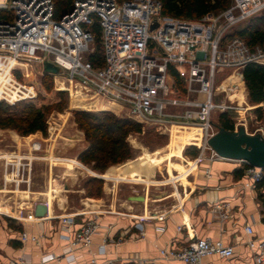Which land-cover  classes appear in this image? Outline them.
<instances>
[{"label":"built area","instance_id":"1","mask_svg":"<svg viewBox=\"0 0 264 264\" xmlns=\"http://www.w3.org/2000/svg\"><path fill=\"white\" fill-rule=\"evenodd\" d=\"M263 9L264 0H230L225 9L190 20L164 14L159 0H71L69 9L55 18L53 0H0V56L31 67H42L48 61L58 67L56 75L81 82L86 94L110 101L133 120L158 127H200L207 140L215 132L209 134L210 127H217L213 115L239 106L229 99L233 85H223L224 79L232 73L241 76L247 63H264L261 47L251 48L241 37L227 34ZM95 25L102 51L100 66L88 60L94 50ZM225 71L231 74L218 81ZM238 125L243 126L239 122L234 127ZM30 148L39 150L40 144ZM20 156L21 161L24 157ZM238 161L245 185L255 187L264 177V168ZM6 165L10 171L6 166L4 184L28 185V178L21 174L22 162ZM212 210L220 221L229 213L225 203H215ZM24 219L39 217L32 210ZM60 220L69 232L73 218ZM98 226L95 218H89L66 234L67 250L88 246ZM244 231L251 234V226L245 225ZM26 238L22 231L20 240ZM246 246L252 251L250 264H264V237L249 238ZM159 255L183 264H202L203 258L214 255L232 264L234 246L220 238L191 236L180 245L160 249ZM67 262L78 264L76 256L68 257ZM5 264L28 263L18 257ZM85 264L116 263L91 258Z\"/></svg>","mask_w":264,"mask_h":264},{"label":"crops","instance_id":"2","mask_svg":"<svg viewBox=\"0 0 264 264\" xmlns=\"http://www.w3.org/2000/svg\"><path fill=\"white\" fill-rule=\"evenodd\" d=\"M240 78L245 88L242 75ZM245 92L247 98L246 88ZM170 139L169 136L167 144L156 147L161 152L152 149L154 156L143 158L141 164L131 157L108 166L102 173L77 160V154L87 145L83 140L74 157L58 161L66 164L59 175H48L46 187L50 180L58 182L60 177L66 189L52 195L50 206L40 191L32 190L30 184H19L16 188L25 184L26 190L38 193L37 199L29 198L28 203L34 200L27 208V215L20 219L15 218L17 214L12 215L14 225L21 224V230L8 226L1 218L0 264L18 257L25 258L28 264H69L68 257L72 256H76L78 264H85L91 258L112 259L116 264H183L161 259L159 250L180 245L191 236L220 238L234 246L232 264H250L252 251L246 241L264 237V183L255 187L245 185L239 161L218 157L211 148V152L208 150L206 155L193 160L184 159L183 149L180 155H171ZM187 144H190L188 140ZM22 148L25 149L16 146L8 152L20 153ZM79 176L102 179L100 196H87L84 184L78 183ZM1 185L7 186L3 182ZM37 202L45 204L44 215L25 220ZM215 203L227 205L229 213L223 221L212 210ZM5 210L1 208L0 212L6 214ZM64 216L73 218L70 233L86 219L98 221L88 246L67 250L65 235L69 232L60 220ZM245 225L251 226V234L245 233ZM22 231L27 234L24 241L20 240ZM202 264H227V261L212 255L203 258Z\"/></svg>","mask_w":264,"mask_h":264},{"label":"rangeland","instance_id":"3","mask_svg":"<svg viewBox=\"0 0 264 264\" xmlns=\"http://www.w3.org/2000/svg\"><path fill=\"white\" fill-rule=\"evenodd\" d=\"M257 16L263 17L264 9L257 14ZM260 24L264 27V21L255 23L256 26ZM15 71L20 73V77L15 75ZM45 73L46 72H43L42 67L38 64H33L32 67L24 66L22 64L2 67L0 64V101L12 105L18 101L31 99L32 103L37 107L41 103L44 108L46 106L51 107L48 112H45L48 124L47 135L45 137H43L40 132L20 137V135L12 129L0 128L2 129L0 130V155H3L4 158H0V184L2 182L3 172H6L4 171L6 166L7 170L10 171V167L6 165V163L15 161L16 164L21 165L22 162L21 174L24 178H28V184H30L31 189L37 192L40 191V196H43L44 200L47 201L48 206H50L52 195L65 191L66 189L63 186L64 184H61L64 179L62 180L60 177L58 182L55 179L50 180V183L46 187L48 175L51 176V174L54 173L59 175L60 170L64 168L66 164L58 161H63L65 159L64 157H74L83 143V140H85L83 131L77 127L74 121V111L84 110L95 113L105 110L119 118H132L127 116V113L124 110L105 108L106 103L100 102L98 99H91L82 88L72 87L69 84V89H65L66 83L62 81L56 82V76H58L56 74L53 75L52 73H48L52 78L53 90L47 94L41 91V94L36 85L38 84V80ZM228 74H231V72H223L218 76V81L222 80ZM226 83L228 82H225L224 84ZM58 91H63L64 94L59 96L57 94ZM40 94L45 95V98L37 100L36 97ZM58 101H61L62 103L61 110L55 108V104L58 103ZM232 103L237 105L235 101H232ZM259 105L264 107V102ZM256 106L257 105L250 104L248 101L247 104H242V106H237L236 109L228 111V114L234 124L241 122L247 132L262 133L264 129V118L258 119L256 117L254 114V108ZM217 118L218 117L213 115L214 120ZM140 124L142 126L141 132L129 133L127 136V142L132 151L131 160L137 161L139 164L143 162V158L150 159V157L154 156L152 149L167 144L169 136L171 137L169 144V153L171 155L174 153L180 155V151L183 149L181 154L184 159L193 160L194 158H199L201 155H206L208 150L211 152L209 145L206 143L205 137L197 140V144L185 145L187 140L189 142L192 141L189 136L191 135V132L187 136V134L184 132L182 133L175 128L169 129L166 127L151 126L146 123ZM238 126L234 127V129L238 128ZM214 131H216V127H211L209 134ZM33 143L40 144V149L32 150L30 145ZM16 146L25 147V149H20V153L8 152L14 150ZM192 146L198 149V154L195 157L188 156L184 153L187 148L190 149ZM155 151L161 152L162 150L161 148H156ZM20 155L24 157L21 161L19 160L21 157ZM87 166L91 167L89 164ZM79 170L87 175L83 169ZM205 170L206 168H203L204 172ZM70 172H73L74 174L75 171L70 170ZM89 177L90 176L87 178ZM79 178V184H84L87 179L81 176H79ZM26 185L24 184L18 188L12 184H7L5 187L3 185L0 186V211L1 208L4 210L6 209V214L0 212V220L1 218L3 219V217H9L14 220V218H12L14 217L12 216L14 214H17L15 218L19 219L20 216L23 217L27 215L28 206L23 205L28 203L31 196L37 198L38 193L26 190ZM5 194L7 198L9 197L8 199L5 197Z\"/></svg>","mask_w":264,"mask_h":264},{"label":"trees","instance_id":"4","mask_svg":"<svg viewBox=\"0 0 264 264\" xmlns=\"http://www.w3.org/2000/svg\"><path fill=\"white\" fill-rule=\"evenodd\" d=\"M162 4V12L166 15L184 18L198 19L206 13L217 12L225 9L230 4V0H159ZM54 17L58 18L61 13L69 9L71 0H53ZM264 16H252L232 28L228 37H241L245 43L253 48L259 46L264 50V27L262 24L256 26V22H263ZM99 29L94 26V50L88 55V60L95 66L102 64V51L99 42ZM15 75L20 77V73L15 71ZM242 80L244 82L247 98L250 104L257 105L254 114L258 119L264 118V107L259 104L264 102V64L247 63L241 69ZM231 81L238 86V89L230 96L231 101L239 106L247 104L245 88L240 75L233 74ZM229 82V80H228ZM42 94L53 90L51 75L45 73L38 80L36 85ZM42 91V92H41ZM38 95L37 100L44 99L45 95ZM57 94L62 96L63 91ZM42 104V103H41ZM38 107L32 103L31 99L18 101L12 105L0 101V128H9L16 131L20 136H28L35 132L45 137L47 135L48 124L45 112L51 109L42 105ZM55 108L61 110L62 103L58 101ZM74 121L77 127L83 131L87 145L77 154V160L85 165H90L92 171L102 173L108 166L120 164L130 159L131 148L127 142L129 133L141 132L142 126L139 122L127 118L116 117L109 111L88 112L84 110L74 111ZM217 127L228 130L234 129V123L228 112H222L217 118ZM264 136V129H263ZM132 138V136H131ZM130 138V140H131ZM186 155L195 157L198 149L194 146L186 149ZM264 183L263 179L258 183ZM85 193L89 197H99L101 194L102 179L90 176L84 182ZM8 226L21 230L22 225H14V220L3 217Z\"/></svg>","mask_w":264,"mask_h":264},{"label":"water","instance_id":"5","mask_svg":"<svg viewBox=\"0 0 264 264\" xmlns=\"http://www.w3.org/2000/svg\"><path fill=\"white\" fill-rule=\"evenodd\" d=\"M43 72L57 74L58 67L48 61L42 64ZM216 131L206 140L207 145L221 158L245 161L251 166L264 168L263 132L249 133L244 126L228 130L216 127ZM45 204L35 203L33 212L36 217L45 213Z\"/></svg>","mask_w":264,"mask_h":264},{"label":"bare ground","instance_id":"6","mask_svg":"<svg viewBox=\"0 0 264 264\" xmlns=\"http://www.w3.org/2000/svg\"><path fill=\"white\" fill-rule=\"evenodd\" d=\"M0 64H1L2 67L15 66V65H18V64H22L24 66H30L27 62L20 61V60H17V59H12V58L7 57V56H0ZM233 74H235V73H232L229 77L225 78L224 81H223V85H225L224 83L228 82V80H229L228 83H231L233 85V88L230 91H228V97L229 98L238 89V86L231 81V77L233 76ZM59 81H62L64 83H66L65 89L66 88L69 89L68 88L69 84L72 87L82 88V83L77 81V80H73V79H70V78H67V77H63V76H56V82H59ZM89 97H91V99H98L100 102L106 103V107L105 108L115 109V107L112 106L110 101H108L106 99H103V98H101L100 96H98L96 94L89 95ZM166 128L178 129V131H180L182 133L184 132L185 134H187V136L191 132V135H189L190 139H192V141H190V144H196V143H198L197 140H200L202 138V129L200 127L187 126V125H183V124H170V125H167ZM205 145H204V147H205ZM34 199H37V198H34ZM31 202H29L27 206H29Z\"/></svg>","mask_w":264,"mask_h":264}]
</instances>
